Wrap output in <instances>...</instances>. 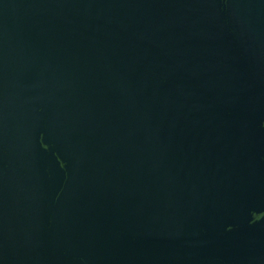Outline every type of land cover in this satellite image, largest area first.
<instances>
[{
	"label": "water",
	"instance_id": "95a60500",
	"mask_svg": "<svg viewBox=\"0 0 264 264\" xmlns=\"http://www.w3.org/2000/svg\"><path fill=\"white\" fill-rule=\"evenodd\" d=\"M0 264H264V0H0Z\"/></svg>",
	"mask_w": 264,
	"mask_h": 264
}]
</instances>
